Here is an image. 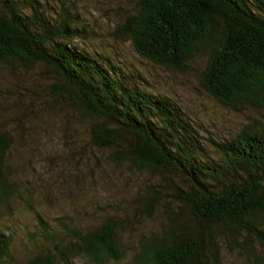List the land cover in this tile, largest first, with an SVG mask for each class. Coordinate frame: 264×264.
Masks as SVG:
<instances>
[{"label": "trees", "instance_id": "obj_1", "mask_svg": "<svg viewBox=\"0 0 264 264\" xmlns=\"http://www.w3.org/2000/svg\"><path fill=\"white\" fill-rule=\"evenodd\" d=\"M127 2L109 37L151 70L194 71L223 116L204 132V109H184L159 73L153 82L86 44L98 29L77 0H0V71L12 81L0 87V216L19 203L34 211L36 184L24 177L43 123L70 124L51 103L84 120L86 145L108 162L153 179L126 209L93 207L90 225L35 213L19 258L14 235L0 231V264H117L128 250L132 264H224L227 251L264 264V0ZM82 149L69 148V160ZM155 216L158 233L137 231Z\"/></svg>", "mask_w": 264, "mask_h": 264}, {"label": "rangeland", "instance_id": "obj_2", "mask_svg": "<svg viewBox=\"0 0 264 264\" xmlns=\"http://www.w3.org/2000/svg\"><path fill=\"white\" fill-rule=\"evenodd\" d=\"M77 1L79 8L76 12L80 14V19H83L87 25L94 26L95 30L98 29L97 36L91 35L86 44L101 50L107 56L119 57L120 61L124 60L127 64L132 63L141 75L150 80L154 78L153 76L157 77L159 73L162 77V79L159 78L162 80L160 84L166 86L164 92L170 90L171 94L184 105V109L196 110V113H193L195 116L198 108L208 112L201 114L198 119L205 125L202 126L203 131L210 132L207 118L220 120L224 112L199 92L193 75L194 71L190 70L186 74H171L158 69L151 70V67L141 64V61L136 59V54L129 42L116 41L109 37V33L117 23L128 14L127 0ZM197 67L198 65H193V69ZM1 74L4 73L0 71V87H8L12 81L7 76L2 77ZM156 77L153 82L156 81ZM51 107L57 115L67 118V123L70 124L69 128H62L65 131L62 129L59 131L60 127L52 124L55 122V120L51 121L52 118H47L43 123L45 125L50 122L46 128L47 138L42 137L43 140L38 143L37 150L33 151L38 158H33V166L24 177L27 182L36 184V189L30 198L34 213L26 212L22 203H19L14 205L11 215L0 216V231L14 235V255L18 258L22 254L20 244L26 234L24 227H31L34 224L35 213L44 219L72 214L82 221L83 225H90L93 224L94 218L88 213H92L93 207L114 202V205H120L121 209H126L125 206H128V202L137 194L140 186L153 182V179L145 173L134 172L123 164L108 162L103 152L86 145L84 127L86 124L83 119L70 116L69 112L57 103H51ZM61 127H63L62 124ZM75 145L82 147L83 153L81 156L73 155L72 160H69L71 155L69 148ZM76 173L85 177H83V183L79 185L75 178ZM140 191L143 192L142 189ZM135 224L140 233L152 234L159 232L161 221L155 216L154 220H147L140 224L138 221ZM133 254V251L128 250L125 259L117 264H132ZM223 257L224 264H247L233 251H227Z\"/></svg>", "mask_w": 264, "mask_h": 264}]
</instances>
